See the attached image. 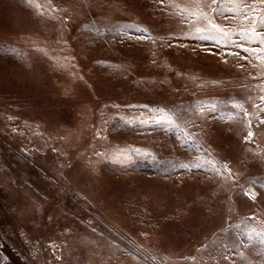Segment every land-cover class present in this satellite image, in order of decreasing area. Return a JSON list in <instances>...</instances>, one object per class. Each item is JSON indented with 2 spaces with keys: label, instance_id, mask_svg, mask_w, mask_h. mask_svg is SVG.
<instances>
[{
  "label": "rangeland",
  "instance_id": "1",
  "mask_svg": "<svg viewBox=\"0 0 264 264\" xmlns=\"http://www.w3.org/2000/svg\"><path fill=\"white\" fill-rule=\"evenodd\" d=\"M247 2L0 0V264H264Z\"/></svg>",
  "mask_w": 264,
  "mask_h": 264
},
{
  "label": "snow or ice",
  "instance_id": "2",
  "mask_svg": "<svg viewBox=\"0 0 264 264\" xmlns=\"http://www.w3.org/2000/svg\"><path fill=\"white\" fill-rule=\"evenodd\" d=\"M195 3L197 4H207L209 7L211 6V4H216L219 3V0H194ZM233 2H236L239 7L241 8H250V10L252 12H256L257 9L255 7H253L252 5H249L247 0H233ZM256 3L264 5V0H256ZM213 11L215 12L216 10L213 9ZM190 15H192L193 17H198L204 21L207 22L208 25H210L211 29H214L218 34H221L223 37H228L230 35V33L228 31H226L223 27L215 24L212 22V20L209 18L208 14L205 13L202 10L199 11H193L190 13ZM244 19H252L251 17H249L247 14H245ZM253 22V26L248 30V31H244L241 30L240 35L241 37L246 40L249 44L251 43H259L261 45V48L259 49H254L252 50L253 52H260V51H264V17H261L259 19V22L257 23L256 20H252ZM260 29V30H258ZM140 29H138L139 31ZM205 31H207V29L205 27H197L195 29V32L198 34V37L200 39H213V40H217L216 36L213 35H203L202 33H204ZM217 43H219V40H217ZM236 47L241 48L244 52H249L250 49L248 47H246L244 44L241 43H237L235 44ZM231 55H239L238 53H231ZM246 57H241V59H245ZM261 99H264V97H261ZM158 112H164L165 110L163 109H157ZM155 122L160 125V124H172L173 126H175L174 121L172 120L171 116H157L155 118ZM261 123H264V121H261ZM254 133L252 131H248L247 136L245 139L247 140H251V138L253 137ZM135 151H139L138 149ZM200 165H194V167H199Z\"/></svg>",
  "mask_w": 264,
  "mask_h": 264
}]
</instances>
